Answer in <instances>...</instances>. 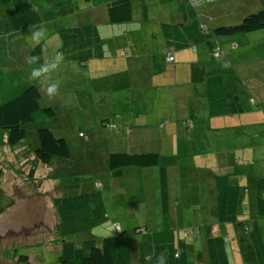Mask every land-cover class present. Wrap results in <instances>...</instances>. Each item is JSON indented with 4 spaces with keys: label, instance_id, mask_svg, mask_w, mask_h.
Segmentation results:
<instances>
[{
    "label": "trees",
    "instance_id": "16d2710c",
    "mask_svg": "<svg viewBox=\"0 0 264 264\" xmlns=\"http://www.w3.org/2000/svg\"><path fill=\"white\" fill-rule=\"evenodd\" d=\"M3 1L5 0H0V2ZM93 1L83 0L82 4H78L77 9L82 11L89 4H93ZM179 1L184 10L180 11V6L175 7L177 8L175 11H170L167 14L171 18L163 21L157 27L159 30L160 27L162 28L160 36L157 37H160L159 39L163 41L165 49L158 52L157 57L164 55L165 63L172 65L175 62L174 50L176 53L187 48L197 51L198 48L202 47L210 60L218 62L222 69H227L230 68V52L237 51L236 53L233 52L235 54L234 66L240 64V62H243L242 64L257 63L259 70H263L264 60L262 58H258L254 62L253 58L247 61L240 56V53L244 50L254 47L253 44L241 45L234 39H237L236 35H247L248 33L264 30V0H260V9L256 13L249 14L240 24L216 28L211 25L214 15L210 16L208 12L204 15L199 11L205 9L204 5H212L217 0H202L195 5L191 3L192 0ZM136 2H139V0H104L105 18H103V21H97L96 19V23L95 21L88 25L79 23L78 27L60 29L57 51L59 50L63 54L61 58L70 65H79L81 71H83V68H86L87 71L92 60H103L104 56L106 61L119 57L127 63L130 62L129 60L133 57V54L130 50L132 45L128 41L132 43L134 37L123 26H132L135 12L134 4ZM140 3H138L139 6ZM211 5L210 7H212ZM70 7L72 11H75L74 4ZM189 9H193V12L198 16L192 20L186 19L184 12ZM2 11L0 7V12ZM42 22L38 11L30 7L13 9L7 14L0 15V35H9L10 46H12V53L10 52V54L13 57L20 60V54H25L26 59L41 54L42 50L39 45L34 49L28 47L22 37V32L28 30L30 25H39ZM105 29L107 30L105 31ZM118 29L121 30L120 33H116ZM118 38H122V40H118ZM109 69L107 67L105 73L107 77L110 76L108 74ZM147 74L144 72L141 76L144 81L142 83L130 82L127 78L123 81L124 84H119L115 82L113 76L105 77L106 80L110 81H104L107 83V87L104 88L106 90L113 88L115 91L122 93L119 99L124 100V109L141 104L143 113H147L148 109H151L148 104L149 100H146L151 93L146 95L144 92L148 87ZM240 77H245L244 72L242 75L237 74V72L233 74L232 84L233 89H235L233 98L230 97L231 95H227L224 87V78L227 81L231 78L230 75L224 76L219 71H213L204 77L202 80L204 82L203 97L206 100L207 117L216 118L229 115L228 100L233 102L232 109L240 106L238 113H248L251 111V107L254 106V109L259 110V107L253 101L254 99H252L247 84L248 80L244 79L240 83L236 82ZM189 85L191 86V83ZM142 86L145 88L144 90L141 89ZM21 88L20 93L0 104V130L3 131L2 137L6 140L5 144L8 148L13 149L27 143L33 155V161L43 166H50L57 160L64 164L72 161L74 158L66 138L58 137L54 133L55 128L38 126L36 123L35 115L37 113H41L48 119L56 117L52 108L41 107L40 88L36 84L29 85V83ZM153 93H156V89ZM126 96L128 99H126ZM161 105L165 107V111L161 114L159 121L165 122L156 123L163 127L170 120L169 112L171 108L169 105L171 104L164 102ZM155 106L158 107L159 105ZM136 110V108H131L127 115L115 116L120 120L118 126L112 122L103 124V127L107 130L116 131V133L122 132L126 137L127 148L126 151H114L107 155V169L112 172V176L121 180L122 184L120 186L126 188L124 180H122L123 177L133 176L136 178L137 171L142 172L151 167H159V205L162 218L167 221L168 225H164L165 228L152 231V233L148 232L147 226L136 227L132 235H126L118 231L119 228L111 236L98 239L91 232L102 221L109 220L106 211L109 209L103 207V205L101 206L100 196L95 192H83L75 186L63 187L60 183L55 182L53 188L55 195L52 194L53 197L51 198L55 219L53 236L52 233L50 234L51 241L47 242L39 239L32 246L24 241L19 247L34 248L38 246L46 250L49 245V249L57 254L58 264H155V255L160 252H166L168 256L167 264H192L194 261L196 262V259H200L202 253L206 255L207 264H231L226 247L228 244L238 241L237 245H241L242 248L244 245L247 246L249 250L255 253L258 263L263 264L264 247L260 220L264 219V177L252 178L251 183H253V186L247 184L243 187L237 183L233 184V173H231L233 165L229 166V171L223 170L221 174L216 175L218 180L211 187L209 223L199 224L200 229L197 231L187 228L172 229L169 225L171 216L178 209L175 208V212L172 211L171 202L175 200L177 203L179 199H183L185 196L172 197V194L174 196L175 193H172L173 190L170 189L168 172L166 166H162L160 162L162 154L159 151L150 149L151 147L148 148L145 144L138 145V147L130 145L131 136L128 135L130 133L128 131L129 127H136L132 121V118L136 117L134 116ZM182 122L187 129H190L191 121L183 119ZM28 128H31L30 131ZM33 130L34 133L29 137ZM243 133L249 136L248 139L254 138L250 143V148L257 145L256 150H258L263 146L259 140L257 142V139L260 138L258 130H243ZM254 134H257V136ZM78 137L82 140H88V133L79 131ZM233 155L236 160H242V153H232V157ZM199 162L205 164L203 159H199ZM64 164L61 165L69 166ZM246 165L241 163L237 167L241 169ZM68 168H64V172L68 173L66 171ZM33 170L34 168L30 170V175H32L31 171ZM2 176L3 171L0 169V179ZM46 178L49 181H59L58 178L60 177L55 174ZM247 178L251 179L250 177ZM107 181V188L109 189V179ZM94 184L98 188L97 184ZM37 192L40 195V191ZM123 193L126 194V192ZM248 193L252 196L250 203L253 205V210L247 211L249 214L244 210L245 207L250 205L249 201L245 204ZM191 197L193 198L194 195ZM102 198L104 199L103 185ZM195 198H198V201L200 200L197 196ZM206 199L208 200V198ZM106 201H110V198L107 197ZM178 203L180 205L181 202ZM182 209V211H186L183 205ZM176 219H178L177 214ZM117 226L119 227L118 224ZM136 234H148V237L138 240L135 237ZM199 234H202L201 237H203L201 241L198 238ZM41 238L45 237L42 236ZM234 247L236 246L232 244V257L233 253L236 255L237 252ZM239 251L241 252L242 249L240 248ZM12 253L13 258L11 260L13 264H36L29 253L20 254L14 248L10 254ZM8 255L5 254L3 257L6 261L9 260ZM150 255L152 256L151 260L147 258ZM5 260L0 259V264H5Z\"/></svg>",
    "mask_w": 264,
    "mask_h": 264
},
{
    "label": "rangeland",
    "instance_id": "374dc122",
    "mask_svg": "<svg viewBox=\"0 0 264 264\" xmlns=\"http://www.w3.org/2000/svg\"><path fill=\"white\" fill-rule=\"evenodd\" d=\"M76 0H5L0 2L2 12L4 15L22 7H30L35 9L40 14L42 23L48 28L47 38L39 45L41 47V54L37 56L40 58V63L46 59L55 57L59 63V68L56 72L52 73V78L59 79L61 86L59 93L54 98H49L41 90V107L52 108L56 114L54 119H48L41 113L35 115V120L38 126L51 127L58 137L66 138L73 155V160L60 163L59 160L53 162L50 166H43L33 161V155L27 143L23 146L16 148H8L5 144V138L2 137V130H0V169L3 171V176L0 179V259L5 260V254H9L7 258L11 260L14 249H17L20 254L29 253L36 264H58L57 254L49 249V245L44 250L41 247H19L24 241H27L30 246L34 245L39 239L43 241H51V233L53 236L54 228V209L52 207L53 188L55 182L60 183L61 186L70 188L75 186L83 192H95L100 196L101 206L106 207L109 215V220L102 221L91 233L98 239L102 237L111 236L114 231H118L126 235H132L136 227L147 226L148 232L160 230L168 225L167 221L163 220L160 211V193H159V167H151L146 171H137L134 178L133 176L123 177L124 185L126 188L120 186L122 184L120 179L112 176V172L107 169L106 157L109 153L114 151H126V137L122 132L107 130L103 127L105 122H112L115 125L120 124L117 115H127L131 108H141V104L130 106L126 109L124 100L119 99V91L107 87L105 77H107V61L106 60H92L89 64V69L86 68L79 70V65H70L65 62L63 54L58 50L60 29L68 28L75 25V13L70 6ZM83 0H78V4H82ZM143 3L147 11L142 12L137 3ZM134 4V26L140 27L143 31H147L149 26L154 25L158 27L163 21H166V13L175 11L180 6L179 0H174L171 4H158L156 0H139ZM155 2V3H154ZM96 5V2H94ZM94 4H89L90 8ZM204 5V4H203ZM211 5V4H210ZM204 5L208 15L214 14L211 25L216 27L220 26H234L240 24L242 20L249 14L256 13L260 9V0H217L210 7ZM165 6V7H164ZM161 7V10L159 9ZM164 7V8H163ZM173 9V10H172ZM187 9V8H186ZM182 11L183 6L179 7ZM191 10V9H189ZM191 11H194L193 9ZM140 12V13H139ZM188 14L185 11L184 14ZM146 16V18H145ZM93 17L97 21H103L105 18L104 10H97L96 13L85 12L79 13L78 20L89 19L93 22ZM218 25V26H217ZM9 35H0V104L11 99L21 91V87L26 83L36 84L41 89L42 81H33L28 79L30 70L37 65H29L25 54H20L21 59L13 57L10 52ZM22 37L28 47L34 49L37 45L30 39L28 30L22 32ZM237 41L241 45L253 44L254 47L244 50L240 56L247 61L253 58L254 62L258 58L264 60V30L236 35ZM16 46V44H15ZM232 52V53H231ZM229 56L235 58V54L231 51ZM237 52V51H236ZM235 52V53H236ZM12 53V52H11ZM229 59V58H228ZM230 60V59H229ZM231 61V60H230ZM240 62L235 66L236 71L242 75L244 69L250 73L249 76H254L264 79L261 75L264 72L259 70L257 63L248 64ZM76 64V63H75ZM264 65V63H263ZM77 66V67H76ZM264 67V66H263ZM240 68L242 70H240ZM245 73V72H244ZM263 74V73H262ZM245 75H247L245 73ZM249 79L247 77H240L236 82L240 83L241 80ZM252 83V81L250 82ZM252 87V92L257 96H262L264 93V83L260 80L257 81ZM145 88L142 86L141 88ZM170 91V90H168ZM146 95H149L151 90H144ZM127 94V93H126ZM165 107L161 104L159 106L151 107L149 117L152 119L156 116L161 119V114L165 111ZM169 119H174L176 108L170 107ZM249 115H245L248 117ZM56 125V126H55ZM148 128V126H147ZM29 131L31 128H28ZM143 129V128H141ZM83 131L88 133V140H82L78 137V132ZM260 132L259 142L264 143V126L258 130ZM119 132V131H117ZM34 130L29 137L32 136ZM153 136L157 134L151 131ZM229 133V132H228ZM232 135L231 133H229ZM231 137V136H230ZM245 145H250L249 139L242 138ZM232 139L228 141V146L222 148L227 151L221 154L220 165L224 166L222 171H229L233 164V145L230 146ZM237 141H242L237 139ZM258 142V139H257ZM259 145V144H258ZM240 147L239 145H236ZM230 147V148H228ZM257 145L253 146L256 150ZM216 148V147H214ZM155 149V148H150ZM264 151V146L260 148ZM169 148H161V164H166L172 158ZM213 155V154H212ZM217 156V155H216ZM256 163V157L254 159ZM181 165L185 161L180 162ZM61 164H68V167ZM162 164V165H163ZM31 171L30 175V170ZM68 173L64 172L65 169ZM257 165L253 166L255 170ZM249 169V167H248ZM59 181H49L46 177L55 175ZM170 177L171 190L174 184L178 183L180 190H188L191 195L195 191L194 196L199 197L200 191L198 188L190 189L182 186L189 184L186 172L184 170H176V175L172 172ZM55 179V180H58ZM107 179H109V189L107 188ZM96 183V188L94 185ZM100 184V186H99ZM102 185L104 186V199L102 198ZM122 187V188H120ZM67 188H65L67 190ZM37 191H40L38 195ZM107 191V193H106ZM123 192H126L123 193ZM53 194V195H52ZM181 196V191H177L175 196ZM110 198V201L106 199ZM175 200H172V211L175 212ZM104 202V203H103ZM178 202H185L179 199ZM177 202V203H178ZM177 207V212L171 216L170 227L172 229L187 228L189 230H198L199 223L206 221L209 218H200V207H192L191 211H182V204ZM176 214L178 219H176ZM262 229V242L264 247V219L260 220ZM163 225V226H161ZM148 235V234H147ZM145 234H136L138 240L148 237ZM202 234L198 235L201 239ZM45 238H41V237ZM233 246H238L234 241ZM227 245L228 256L231 264H259L256 255L253 251L243 249L236 252L235 256L231 251V245ZM53 249V248H52ZM5 260V264H13L12 260ZM192 264H196L193 262ZM264 264V263H263Z\"/></svg>",
    "mask_w": 264,
    "mask_h": 264
},
{
    "label": "crops",
    "instance_id": "0c3cea01",
    "mask_svg": "<svg viewBox=\"0 0 264 264\" xmlns=\"http://www.w3.org/2000/svg\"><path fill=\"white\" fill-rule=\"evenodd\" d=\"M93 2H96V5L93 3V8L87 6L82 11L77 9L78 0L73 3L76 8L74 11V26L78 27L79 23L86 25L92 24V21L89 19H82L80 21L78 20L79 13L81 12H85L86 14H94L99 9L105 11L104 0L101 2L99 0H94ZM156 2L158 4H166L165 6H168L167 4H171L173 0H156ZM140 7L142 12H146L148 9L143 3H140ZM159 9L161 10V7ZM206 12L207 11L205 9L199 11V13L204 15ZM168 13H166V19L171 18L170 16H167ZM134 14L136 13L134 12ZM209 15L211 16L214 14L210 13ZM185 16L186 19L192 20L198 15L195 12L188 10V14L186 13ZM94 21L96 23V17H93V22ZM135 21L137 20H134L133 24ZM133 24L130 27L123 26L125 29L129 30L130 34L134 37L132 43L128 41L132 45L130 50L132 52L131 54H133V57L128 63L124 60H121L119 57L116 59H108L107 67L110 68L108 74L114 77L116 83L124 84L123 81L127 78L130 82L142 83L144 81L141 79V76L144 74V72L148 73V78L146 79L148 82L147 89L152 91L151 94L146 98V100H149V107L159 105L164 102H169L171 104L169 105L170 107L174 109L176 108V114L174 119H167L168 123H166L165 126L160 127V125L157 123L165 121H159L160 118L156 117L151 119L149 117V112L151 109H148L147 113H143L142 107L136 108L137 110L134 113V116L136 117L132 118V121L136 127H129L128 131L130 132L128 135L131 136L130 145L132 147H138V145L145 144L146 147L155 148L160 153L161 148L163 147L169 148L170 152L172 149L173 152L171 153V161H168L166 164L162 163V166H166L168 180H170V177L172 178V172H174L176 175V170H184L186 172V177L189 184L184 186L180 184L181 188H198L200 193L203 192L199 195L200 200L198 201V198H195V196L193 198L191 197L194 195L193 193H195V191H192L193 193L189 195L188 190H180L178 183H175L174 188H172V193L181 191L182 196H185L183 198L185 202H182L181 204L183 205V208L186 209V211H191L190 209L192 207H200L202 210L200 218L204 220L210 216L211 203L209 204V201L212 192L211 187L215 185L216 180H218L216 175L221 174L222 171L220 159L217 157H221V154L227 151V149L222 147L229 145L228 141L230 138L232 139L230 146L233 145V154L242 153L241 161L238 159L236 160L234 155L232 157L233 170L231 173H233V184L237 183L243 187H245L247 184L253 186V183H251L253 181L252 178L264 177V151L260 149L255 150L254 148H250V145H245L243 141H237V139L243 140L242 138L248 139L249 136L245 135L243 130H259L260 127L264 126V93L262 96H257L254 94L255 92H252V87L255 86V82L257 81L260 83V80H262L264 83V79H260L257 76L252 78L249 76L250 73L247 72L246 68L243 71L247 74L245 75L244 73L245 77L249 78L247 79L248 88L250 89L252 99H254L253 101L259 107V110L254 109V106L251 107V111L248 113H238L240 106L232 109L231 107H233V102L232 100H228V108L230 107L228 112L229 115L216 118L207 117L205 107L206 100L203 97L204 82H202V80L208 73L213 71H219L220 73L224 74V76L230 75L231 78H229L227 81L224 78V87L227 95H231L230 97L233 98L235 89H233L232 78L233 74L237 71L235 69L236 65H233V59L231 58L232 56H230V68L222 69L218 62L208 58L204 48H198L197 51L187 48L186 50L177 53L174 50L173 53L175 62L172 65H167L165 63L164 55H161L160 57L156 56L158 52L165 50L163 47V41L159 39L160 37H157L158 35L160 36V31H162V28L160 27L159 30V28L152 25L149 26L147 31H143V27L141 30L140 27L134 26ZM106 30L107 29H105V31ZM120 32V29L116 30V33ZM118 40H122V38H118ZM104 59L105 56L103 60ZM240 70L242 69L240 68ZM262 73L261 75L264 76V72ZM237 74L239 73L237 72ZM105 81L109 82L110 80L105 79ZM251 81L252 83H250ZM189 83H191V86ZM154 89H156V93H153ZM126 99H128L127 96ZM245 115L249 116L245 117ZM183 119L191 121V125H189L190 129H187L183 124ZM151 131H154L157 135L153 136ZM230 131L232 135L229 134ZM254 135L257 136V134ZM249 140L251 143L254 138ZM236 145H239L240 147ZM255 157L256 163L254 162ZM199 159H203L205 164L199 162ZM181 161H185V163L181 165ZM241 163L248 165L240 169L237 167V165ZM255 164L257 165V168L254 170L253 166H255ZM247 177H250L251 179H248ZM169 186L171 188V182ZM251 197L252 196H250L248 193V198H245V204L248 201V203L251 202ZM206 198H208V200ZM175 206L177 209L179 203H176ZM244 210L246 212L253 210L252 203H250L249 207H245ZM209 221L210 218L206 221L200 222L199 224H206L209 223ZM240 248L242 249L241 245L234 247L237 252H240ZM245 248L248 249V247L244 245L243 249ZM235 256H238V254ZM195 263L207 264L205 253H202L200 255V259H196Z\"/></svg>",
    "mask_w": 264,
    "mask_h": 264
},
{
    "label": "clouds",
    "instance_id": "9594fccd",
    "mask_svg": "<svg viewBox=\"0 0 264 264\" xmlns=\"http://www.w3.org/2000/svg\"><path fill=\"white\" fill-rule=\"evenodd\" d=\"M28 31L30 33V39L35 45H40L48 36V28L43 24L30 25ZM39 61L40 58L38 56H30L27 58L29 65H37L31 68L28 79L42 81L40 90L49 98H54L59 93L61 81L59 79L54 80L52 73L57 71L59 63L55 57L46 59L43 63ZM147 258L151 260L152 256L150 255ZM167 260L168 256L166 252H160L155 255V264H167Z\"/></svg>",
    "mask_w": 264,
    "mask_h": 264
},
{
    "label": "built area",
    "instance_id": "2783aa9c",
    "mask_svg": "<svg viewBox=\"0 0 264 264\" xmlns=\"http://www.w3.org/2000/svg\"><path fill=\"white\" fill-rule=\"evenodd\" d=\"M200 1H202V0H198V1H196V0H192L191 3H192L193 5H195V4H198ZM216 55H217V54H216Z\"/></svg>",
    "mask_w": 264,
    "mask_h": 264
}]
</instances>
